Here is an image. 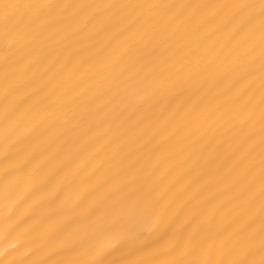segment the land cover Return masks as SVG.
<instances>
[{
    "label": "bare ground",
    "instance_id": "bare-ground-1",
    "mask_svg": "<svg viewBox=\"0 0 264 264\" xmlns=\"http://www.w3.org/2000/svg\"><path fill=\"white\" fill-rule=\"evenodd\" d=\"M0 264H264V0H0Z\"/></svg>",
    "mask_w": 264,
    "mask_h": 264
}]
</instances>
